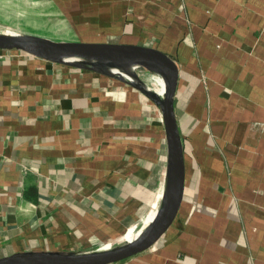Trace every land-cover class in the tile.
<instances>
[{
	"label": "crops",
	"instance_id": "obj_1",
	"mask_svg": "<svg viewBox=\"0 0 264 264\" xmlns=\"http://www.w3.org/2000/svg\"><path fill=\"white\" fill-rule=\"evenodd\" d=\"M31 5L54 12V33L50 18L1 31L146 46L179 69L183 202L153 247L114 264H264V0ZM121 65L140 83L83 59L0 49V258L117 247L165 209V89L149 85L145 63Z\"/></svg>",
	"mask_w": 264,
	"mask_h": 264
},
{
	"label": "water",
	"instance_id": "obj_2",
	"mask_svg": "<svg viewBox=\"0 0 264 264\" xmlns=\"http://www.w3.org/2000/svg\"><path fill=\"white\" fill-rule=\"evenodd\" d=\"M1 50H20L48 57L128 58L154 63L167 74L168 86L162 99V113L170 158L169 197L164 215L159 223L138 241L113 247V249L75 255H13L0 258V264H114L127 260L153 247L173 225L181 208L185 191V160L182 139L175 113L179 69L173 58L166 53L146 46L124 44H92L83 42L55 41L35 36H7L0 34ZM150 96L151 93L140 87Z\"/></svg>",
	"mask_w": 264,
	"mask_h": 264
},
{
	"label": "rangeland",
	"instance_id": "obj_3",
	"mask_svg": "<svg viewBox=\"0 0 264 264\" xmlns=\"http://www.w3.org/2000/svg\"><path fill=\"white\" fill-rule=\"evenodd\" d=\"M35 0H0V30H6L11 31L19 34H24L25 31H35L33 29L34 26L37 24H40V26H43V22L48 23V19L52 20L50 28L52 29V32L54 33L55 24L59 23L58 17L55 16L53 11L50 12H43L42 15H38L39 11L35 12V9L32 3H34ZM43 0H36V2ZM39 4V3H38ZM13 35V34H12ZM53 35V34H52ZM58 41V40H55ZM137 67V66H133ZM133 67L128 66V72L133 74L135 77L137 76ZM139 72H143L144 70L142 68L138 69ZM146 71V70H145ZM133 72V73H132ZM122 71H118L117 75L122 76ZM148 78H150V83L155 90H158L157 83L155 81V77L152 73L146 74ZM130 76V75H129ZM154 77V78H153ZM166 93V89H165ZM145 227L141 226L140 228H133L132 233L131 230L129 232H126V235L123 237H119L117 243L118 245H123L126 243V241L129 239V235L133 233H138L144 231ZM129 233V235H127ZM116 245L113 243L105 244L101 247L102 248H113Z\"/></svg>",
	"mask_w": 264,
	"mask_h": 264
},
{
	"label": "bare ground",
	"instance_id": "obj_4",
	"mask_svg": "<svg viewBox=\"0 0 264 264\" xmlns=\"http://www.w3.org/2000/svg\"><path fill=\"white\" fill-rule=\"evenodd\" d=\"M0 34L7 35V36H18V35H12V34H8V33H4L1 30H0ZM48 57L83 59V60L91 61L92 63L95 64V66L97 68L105 70L107 72L114 73V74H117L118 71H121V69L123 68V65H121V64L123 62L132 61V62L145 63L144 69L152 72L153 76L155 77V78L154 77L153 78L156 80V82H158L164 89L167 90V86H168L167 74L160 66H158L154 63L140 61V60H134V59H128V58L70 57V56H62V55H49ZM129 64H131L132 66H137V64H133V63H129ZM125 72H127V71H125ZM123 73L124 72H122L121 74H122L123 78L126 79L127 81L134 82V83H140V79L138 78V76L135 77L131 73H128V74H125V73L123 74ZM168 197H169V194L167 195L166 201L168 200ZM159 211L160 212H158L153 218H151L147 221L146 225L144 226L145 227L144 231H142V232L140 231L136 234H133L131 237H129V239L126 241L125 244L138 241L141 238H143L144 236H146L159 223V221L163 217L164 209H161ZM128 230H130V229H128ZM125 233L119 237H123L124 235H126ZM118 239L119 238H117L116 241ZM110 243H113V242H110ZM109 249H113V248H102L100 251H105V250H109Z\"/></svg>",
	"mask_w": 264,
	"mask_h": 264
}]
</instances>
